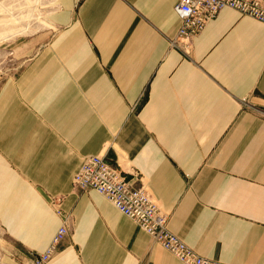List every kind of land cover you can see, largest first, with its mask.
<instances>
[{"label": "crops", "instance_id": "crops-1", "mask_svg": "<svg viewBox=\"0 0 264 264\" xmlns=\"http://www.w3.org/2000/svg\"><path fill=\"white\" fill-rule=\"evenodd\" d=\"M264 3V0H262ZM0 81V228L46 264H181L72 180L102 157L198 256L264 264V25L221 11L173 47L176 0H55ZM45 199L60 198L57 207Z\"/></svg>", "mask_w": 264, "mask_h": 264}, {"label": "built area", "instance_id": "built-area-1", "mask_svg": "<svg viewBox=\"0 0 264 264\" xmlns=\"http://www.w3.org/2000/svg\"><path fill=\"white\" fill-rule=\"evenodd\" d=\"M226 9L264 25L262 0H176L174 13L180 22V27L170 45L173 47L187 45L211 20ZM72 187L80 193L93 191L103 197L179 263L222 264L198 256L170 233L168 216L158 209L143 188H135L124 173L118 171L114 165L105 162L102 157L85 158L72 180ZM60 201V199H52L51 204L57 207ZM55 213L62 220V224L48 249L36 258V264L48 262L68 234L66 216L59 209H56Z\"/></svg>", "mask_w": 264, "mask_h": 264}, {"label": "rangeland", "instance_id": "rangeland-1", "mask_svg": "<svg viewBox=\"0 0 264 264\" xmlns=\"http://www.w3.org/2000/svg\"><path fill=\"white\" fill-rule=\"evenodd\" d=\"M54 8L55 0H0V81L22 67L16 57V46L37 37H50V15ZM52 199L60 198H44L48 207H54ZM28 253L21 251L0 228V264H36L39 255L31 258L33 253Z\"/></svg>", "mask_w": 264, "mask_h": 264}]
</instances>
